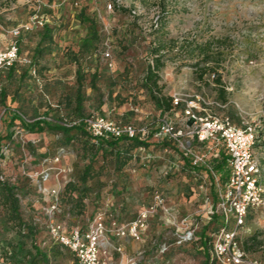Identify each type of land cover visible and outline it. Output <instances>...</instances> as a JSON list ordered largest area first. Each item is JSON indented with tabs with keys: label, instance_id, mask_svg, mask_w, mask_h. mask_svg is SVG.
<instances>
[{
	"label": "rangeland",
	"instance_id": "rangeland-1",
	"mask_svg": "<svg viewBox=\"0 0 264 264\" xmlns=\"http://www.w3.org/2000/svg\"><path fill=\"white\" fill-rule=\"evenodd\" d=\"M117 1L0 0V38L12 26L28 22L33 14L44 21L43 25L21 33L20 51L32 54L44 26L52 34L51 45L42 44L47 49L34 64V73L30 68L25 73L27 66L22 65L14 75L4 78L0 149L6 144L8 147L0 151V174L17 187L21 220L38 224L36 243L41 248L55 245L42 223L51 201L50 189L55 187L60 193L57 218L82 227L98 211L119 224L126 223L151 204L152 192L158 189L177 220L186 217L188 225L170 226L158 211L148 217L139 240L107 236L110 244L101 245L102 259L107 264H202L204 252L199 236L202 231L212 234L217 226L208 218L216 191L210 171L192 169L178 155L165 151L163 141L150 139L144 151L123 146L117 155L115 148L97 147L80 131L67 136L56 130L30 131L17 120L11 125V110H19L30 122L45 117V121L55 124L98 113L147 124L153 130L161 114L141 79L152 61L150 45L161 35L164 40L175 39L176 46L185 40L210 41L211 50L222 52L217 72L227 91L222 101L226 112L237 124L259 121L264 127V0ZM159 18L165 25L156 34ZM87 19L95 21L100 35V41L90 49L82 46L87 37ZM178 49L166 53L164 66L158 71L161 94L205 93L220 100L213 73H206L202 79L195 75L199 52L190 57L183 50L177 53ZM78 66L83 77L81 114L74 101ZM254 154L264 170V145L260 141ZM171 162L178 163V167L171 166L163 174ZM214 163L211 161L210 166ZM88 165L85 190L80 176ZM217 173L221 186L225 173ZM68 183L75 184L77 191L66 189ZM7 212L0 195V239H16L17 226L8 219ZM190 231L193 238L179 243V235ZM240 231L248 258L264 264V207L250 211ZM48 256V264H73L71 253L65 249H49Z\"/></svg>",
	"mask_w": 264,
	"mask_h": 264
},
{
	"label": "built area",
	"instance_id": "built-area-1",
	"mask_svg": "<svg viewBox=\"0 0 264 264\" xmlns=\"http://www.w3.org/2000/svg\"><path fill=\"white\" fill-rule=\"evenodd\" d=\"M131 13L135 14V11ZM43 22L37 14H33L28 22L12 26L6 30L5 37L0 38V93L6 72L16 64L28 65L34 73L31 58L20 52L18 41L21 33L30 31L35 25H43ZM225 109V103L205 93L183 92L171 96V109L161 115L153 130L147 124L115 120L98 113L82 115L71 121L63 119L58 124L66 127L81 125L95 141H110L121 137L163 141L166 143L165 151L178 155V159L192 169L202 167L210 171L215 177L216 191L208 218L215 216L218 224V228L211 234V259L216 264H259L257 260L248 258L242 246L240 230L245 226L250 211L255 212L259 207H264V170L254 154L257 141H264V127L259 121H242L237 124ZM11 111L19 124L33 122L19 110L12 108ZM135 111L138 109L135 108ZM36 120L46 118L39 117ZM7 147V144L2 146L0 151H5ZM136 149L144 151L146 146L140 145ZM221 155L224 157L223 171L226 178L220 186L217 183V172L221 174L223 171H214L210 162L217 161ZM177 164L171 162L164 167L163 174H167L171 166L177 168ZM4 180L0 174V181ZM49 195L51 201L45 210L46 231L53 244L71 253L73 264H107L100 250L103 243L110 244L106 237L113 235L139 240L148 217L158 211L170 226L188 225L186 217L177 220L158 189L152 192L151 204L142 208L134 219L119 224L115 219H109L105 212L98 211L83 228L79 225L69 228L60 221L57 218L60 212L59 190L54 187L50 189ZM193 236V231L179 235L178 242L191 240ZM112 247L121 250L120 246Z\"/></svg>",
	"mask_w": 264,
	"mask_h": 264
},
{
	"label": "trees",
	"instance_id": "trees-1",
	"mask_svg": "<svg viewBox=\"0 0 264 264\" xmlns=\"http://www.w3.org/2000/svg\"><path fill=\"white\" fill-rule=\"evenodd\" d=\"M87 37L84 38L82 42V46L90 49V47H94L96 43L100 41V35L96 29V23L93 19H87ZM159 23V25H158ZM156 23V34H159V31L164 27L165 22H163V18H159V22ZM43 43H47V46H50L52 43V34L51 29L47 26L43 27V32L41 34L40 41L34 47L32 54H26L31 58V64L37 63L38 59L46 52L47 46H42ZM177 41L175 39L164 40L161 35H158L154 42L150 45L149 54L152 56L151 63L146 65L144 75L141 79V85L149 92L150 98L153 101L154 107L160 111V114L163 115L165 112L171 109V96L161 94V85H159V74L158 71L164 66V57L166 53L172 52L175 47H178L177 53H180L182 50L188 55L193 56L195 52H199L201 55L200 59L194 63L195 66V75L198 79H202L204 75L208 72L213 73V82L217 85V97L221 101H225L227 97V91L225 86L221 81V75L217 72V65L219 64V59L222 56L221 51H213L212 44L210 41H206L205 43H199L195 39L193 40H185L182 41L178 46H176ZM169 47V48H168ZM166 50V51H165ZM76 60V59H75ZM213 63V64H211ZM23 64H16L11 67L5 74V77H10L14 75L19 66ZM26 72L29 73V66L26 65ZM4 77V78H5ZM77 77V89L75 92V107L78 114L82 113V94H81V81L83 79L82 74L80 73V67L78 66L76 70ZM94 77V76H93ZM3 78V81H4ZM2 81V82H3ZM3 90V89H2ZM1 96H4L3 91L0 93ZM16 116H12L9 120L10 124L13 125ZM29 127L30 131H43V130H56L60 131L65 135H70L72 131H80L81 134L85 135L88 139H91L97 147H113L115 148V152L117 155H120L121 149L123 146H128L129 148H137L140 145L148 146L149 141H141L138 137L135 138H125L121 137L115 140H99L95 141L92 137H90L81 125H73L70 127H66L60 125L58 123L52 124L48 123L45 120H35L30 124L26 125ZM264 133V130H263ZM12 132L8 133V136L11 137ZM77 135V133H76ZM74 138V134L73 137ZM70 139V138H69ZM67 139V140H69ZM261 144L264 145V141H260ZM218 158L215 161L213 167L218 171H223L224 169V157ZM90 166H86L80 176L81 183L84 186V189L87 190V181L86 178L89 176ZM224 173V171H223ZM225 174L222 182L225 181ZM66 189L70 191H77V187L73 183H68ZM17 187L13 184L8 183L6 180L0 181V195L3 198V202L8 206V219L16 224V239H0V264H48L49 256L48 250H54L55 248L62 249L58 244L52 245L49 249L41 248L36 243V235L39 232L38 224L35 221H22L19 216V198L16 196ZM163 195V194H162ZM75 198L78 197L75 195ZM59 219V218H58ZM45 214L43 218V225L45 227ZM90 220V219H89ZM211 223L217 224L216 217L214 216L212 219H209ZM61 221V220H60ZM64 222V221H63ZM67 227H72L75 225H70L68 222H64ZM82 227V226H80ZM83 228V227H82ZM218 228V224L215 230ZM46 229V228H45ZM214 230V231H215ZM47 233V231H46ZM47 236L52 243L48 233ZM199 242L201 249L204 252V260L202 264H216L214 260L211 259L209 248L211 244V234L207 235L204 231L201 232L199 236ZM53 244V243H52ZM244 247V246H243ZM246 247H244L245 249Z\"/></svg>",
	"mask_w": 264,
	"mask_h": 264
}]
</instances>
